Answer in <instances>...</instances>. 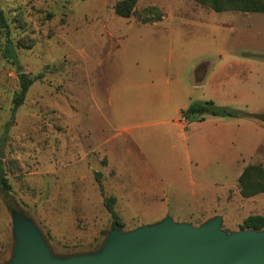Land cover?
Segmentation results:
<instances>
[{"label": "rangeland", "instance_id": "1", "mask_svg": "<svg viewBox=\"0 0 264 264\" xmlns=\"http://www.w3.org/2000/svg\"><path fill=\"white\" fill-rule=\"evenodd\" d=\"M118 1L0 0V264L14 261L15 215L59 259L100 252L115 228L217 219L231 234L264 216V192L238 186L246 165L264 167V13L138 0L121 17ZM39 73L12 114L20 74ZM205 100L246 115L183 125Z\"/></svg>", "mask_w": 264, "mask_h": 264}, {"label": "water", "instance_id": "2", "mask_svg": "<svg viewBox=\"0 0 264 264\" xmlns=\"http://www.w3.org/2000/svg\"><path fill=\"white\" fill-rule=\"evenodd\" d=\"M12 264H264V228L231 234L219 221L200 226L165 219L129 232L111 230L100 252L65 259L49 255L34 226L15 215Z\"/></svg>", "mask_w": 264, "mask_h": 264}, {"label": "trees", "instance_id": "3", "mask_svg": "<svg viewBox=\"0 0 264 264\" xmlns=\"http://www.w3.org/2000/svg\"><path fill=\"white\" fill-rule=\"evenodd\" d=\"M138 0H120L114 6V12L121 17H129L132 14L133 8ZM202 5L209 6L216 12L223 11H237V12H251V13H264V0H196ZM0 27L8 29L6 17L0 5ZM12 45L9 40L6 51L11 56L13 63H15V54L10 48ZM42 77L39 73L35 77L28 78L26 74H20L19 89L15 92L12 103V114L23 103L25 95L30 85L38 78ZM217 117H240L246 115L238 111L220 107L214 104L212 100L193 101L188 107L181 110V116L184 121L190 123L194 121H203L206 116ZM251 115H249L250 117ZM0 186L7 190L9 183L4 172V165L2 158H0ZM239 192L242 197H251L258 193L264 192V167L258 164L246 165L240 175L238 176ZM101 192L103 187L99 183ZM116 199L114 196L104 197V206L110 216L114 219L116 224H120V217L114 210V203ZM264 228V216L260 214H251L244 218L240 225L241 230L256 229L261 230Z\"/></svg>", "mask_w": 264, "mask_h": 264}, {"label": "crops", "instance_id": "4", "mask_svg": "<svg viewBox=\"0 0 264 264\" xmlns=\"http://www.w3.org/2000/svg\"><path fill=\"white\" fill-rule=\"evenodd\" d=\"M235 12H237V11H235ZM241 13H249V12H241ZM212 64L213 63L210 60H203L202 62H200L196 66V68L193 70V72L191 74V78H193V82L195 83V85L196 84H197V86H202L203 85V81L206 80V78L210 76L209 72H210V68L212 67ZM213 76H214V74H213ZM229 84H230V82H229ZM192 123L193 122H190V123L187 122L186 123V121H182V124L183 125L187 124V126L191 125Z\"/></svg>", "mask_w": 264, "mask_h": 264}]
</instances>
